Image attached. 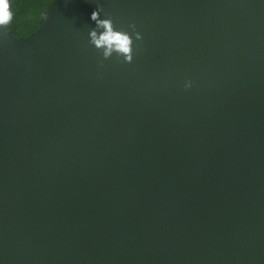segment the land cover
Masks as SVG:
<instances>
[{"label": "water", "instance_id": "obj_1", "mask_svg": "<svg viewBox=\"0 0 264 264\" xmlns=\"http://www.w3.org/2000/svg\"><path fill=\"white\" fill-rule=\"evenodd\" d=\"M96 7L142 33L132 62L89 43ZM0 264H264V0L0 26Z\"/></svg>", "mask_w": 264, "mask_h": 264}, {"label": "clouds", "instance_id": "obj_2", "mask_svg": "<svg viewBox=\"0 0 264 264\" xmlns=\"http://www.w3.org/2000/svg\"><path fill=\"white\" fill-rule=\"evenodd\" d=\"M102 8L96 7L90 14V19L96 22V27L88 31L89 43L101 52L104 59L109 58L113 52L124 62L130 63L134 58V41L142 38V33L136 30L134 23L128 28L131 31L114 26L115 22L111 15L101 16ZM11 13L8 8V0H0V26L9 24ZM103 28V31H99ZM192 86L191 79L184 82L185 88Z\"/></svg>", "mask_w": 264, "mask_h": 264}, {"label": "trees", "instance_id": "obj_3", "mask_svg": "<svg viewBox=\"0 0 264 264\" xmlns=\"http://www.w3.org/2000/svg\"><path fill=\"white\" fill-rule=\"evenodd\" d=\"M53 0H15L7 29L17 37L27 36L39 27L42 13Z\"/></svg>", "mask_w": 264, "mask_h": 264}, {"label": "flooded vegetation", "instance_id": "obj_4", "mask_svg": "<svg viewBox=\"0 0 264 264\" xmlns=\"http://www.w3.org/2000/svg\"><path fill=\"white\" fill-rule=\"evenodd\" d=\"M11 1H13L12 6H11V7H8V8H9V11H10V13H11V17H12V16H13V15H12V9H13L14 1H15V0H11Z\"/></svg>", "mask_w": 264, "mask_h": 264}]
</instances>
